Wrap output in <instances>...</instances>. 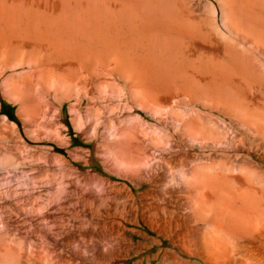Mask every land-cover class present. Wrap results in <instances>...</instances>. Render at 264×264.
<instances>
[{
	"label": "bare ground",
	"instance_id": "6f19581e",
	"mask_svg": "<svg viewBox=\"0 0 264 264\" xmlns=\"http://www.w3.org/2000/svg\"><path fill=\"white\" fill-rule=\"evenodd\" d=\"M61 3L0 0V90L19 103L16 117L0 106V264L127 262L153 246L126 229L139 219L167 247L136 264H264L256 82L236 83L185 42L174 64L160 61L161 22H67ZM62 101L97 156L131 157L134 174L120 177L136 193L74 166L93 161L69 149Z\"/></svg>",
	"mask_w": 264,
	"mask_h": 264
},
{
	"label": "rangeland",
	"instance_id": "374dc122",
	"mask_svg": "<svg viewBox=\"0 0 264 264\" xmlns=\"http://www.w3.org/2000/svg\"><path fill=\"white\" fill-rule=\"evenodd\" d=\"M61 1L62 3L59 10L67 22H147L146 25H149L148 22H161L162 25L160 24L161 26H158L155 30L156 35L151 31V39L155 41L156 46V57L160 59V61L163 60L162 58L166 57V60L170 61L172 58V61L176 62L177 56L175 55L180 52V46L185 42L192 48V51H197L200 54L206 55L211 60L217 56L218 61H216V64L220 67L222 73L226 76H229V73L232 74L236 83L254 85L256 82L257 84L255 83V87L261 89V94L264 98V0ZM180 27L184 34L179 30ZM213 56L214 58H212ZM172 61L170 62L174 64L175 62ZM160 65L162 66V64ZM165 79L167 81L169 78L165 77ZM1 95L2 92L0 90V106L3 107L4 112L13 116L15 115L14 117H16L19 103H15L16 101L11 102L12 99H8ZM70 103L72 104V102L66 101L60 103L63 120L70 128L68 129V136L71 139L69 149L89 150L93 161L92 164L89 163L88 165L74 162V166L78 167L81 171L89 172L93 175L101 174L110 181L125 183L136 193L137 190L133 188L131 180L128 181L129 179L125 180L120 177V175L125 173H127V175L134 174V170L131 169L133 168L132 165L126 163H129L131 157L121 159L117 156L116 152H112V155H110L111 158L105 157L106 159H104L102 157V159L100 155L97 156L99 152L96 151L95 145L98 141L87 142L82 134L72 128L69 115ZM86 104L87 102L84 101L81 109H85ZM140 114L143 117L142 121L146 120L149 123L151 122V124L154 123L152 117L150 118L151 115L147 112H140ZM56 152L58 154L67 155L64 149L56 150ZM107 160L108 162H106ZM122 162L125 164L122 165ZM124 166L129 167L130 173L127 170L128 167L125 168ZM126 229L128 231L142 230L141 232L144 231L154 238V240L152 239L153 242H155V240L158 241L155 237L156 235L153 234L154 232L150 230L151 228L140 219L137 224L130 223L126 225ZM128 231L126 232L127 238L133 245H136L140 238L137 236L131 237ZM153 242V246L151 250H149L150 253L149 251H145L141 255L130 257L127 262L120 261L115 264H136L135 261L146 258L148 255L153 256L159 248L167 247V241L165 240L162 241L164 245L162 244L161 246ZM120 250L122 253L127 252L124 249ZM155 263L156 260L152 261V264Z\"/></svg>",
	"mask_w": 264,
	"mask_h": 264
},
{
	"label": "trees",
	"instance_id": "16d2710c",
	"mask_svg": "<svg viewBox=\"0 0 264 264\" xmlns=\"http://www.w3.org/2000/svg\"><path fill=\"white\" fill-rule=\"evenodd\" d=\"M3 108V107H2ZM4 111V110H3Z\"/></svg>",
	"mask_w": 264,
	"mask_h": 264
}]
</instances>
